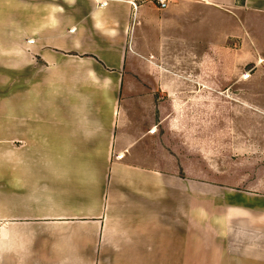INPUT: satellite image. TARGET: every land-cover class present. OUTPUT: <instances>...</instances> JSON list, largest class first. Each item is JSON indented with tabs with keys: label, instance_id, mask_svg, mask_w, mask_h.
Returning a JSON list of instances; mask_svg holds the SVG:
<instances>
[{
	"label": "crops",
	"instance_id": "1",
	"mask_svg": "<svg viewBox=\"0 0 264 264\" xmlns=\"http://www.w3.org/2000/svg\"><path fill=\"white\" fill-rule=\"evenodd\" d=\"M132 2L0 0L1 264H264V167L167 135L205 98L264 116V0Z\"/></svg>",
	"mask_w": 264,
	"mask_h": 264
},
{
	"label": "rangeland",
	"instance_id": "2",
	"mask_svg": "<svg viewBox=\"0 0 264 264\" xmlns=\"http://www.w3.org/2000/svg\"><path fill=\"white\" fill-rule=\"evenodd\" d=\"M249 63L250 62H246L245 64L243 62H205L204 76L220 73V75H226L225 77L231 79L234 78V76L251 74L250 70L252 69V73H254L256 63H253L251 67L247 66ZM238 86V84H234L232 88H230V91L235 90L238 92L240 90ZM225 90V95H221L224 96V98H221L225 101H230L238 105L237 98L229 95V89ZM177 99L182 102L185 100L184 96L180 95ZM128 101L125 99L123 101V105L125 106ZM162 101L165 102L164 104L166 107L171 103L169 98ZM203 101V114L200 113L198 115L193 112L192 114H189L187 121L185 115L182 120H179L178 111L173 114L171 121L175 123L180 121L183 123V126L188 123L187 130L186 127H184L181 131L171 130L167 133L168 137L171 136L170 138H184L182 140H187L188 145H185L187 147L185 148L186 153L181 159L182 163L186 164L187 170L193 172V174H196V172H198L199 175L200 173H203L202 176L205 177L207 175L206 170L208 169L211 171V163L208 162V160L217 154L219 146L220 148L218 151H220V158H228L230 161L226 163V166H230V169L234 172L245 168L252 169L254 171L260 167H264V116L260 113L246 111L242 108H236L235 111L227 108L224 109L222 108V105L218 108L219 110L216 109L213 111L211 104L212 100L210 98H205ZM190 102L193 103V105L196 103L194 99L189 100V104ZM176 103L178 104L177 101ZM171 106L172 110H174L175 104ZM196 123L200 125L197 128ZM212 123L216 124L215 128H213ZM227 124H229V126L235 124V128H230ZM201 125L203 126L201 127ZM180 133L183 135L182 138L179 136ZM158 134L166 133L158 132ZM199 142L200 144L202 143L203 153L197 149L199 148ZM226 146H228V148ZM224 152H227L228 156L223 155ZM196 159L203 161V169H199V164L201 163H198V168L195 167L197 164ZM242 160H245L246 162H242ZM223 164L224 163L220 162L219 166H222ZM214 174L216 173L214 172ZM241 175V177L238 176L235 179L232 178V180L224 181H231L234 185L241 186L253 177V175L249 172Z\"/></svg>",
	"mask_w": 264,
	"mask_h": 264
},
{
	"label": "built area",
	"instance_id": "3",
	"mask_svg": "<svg viewBox=\"0 0 264 264\" xmlns=\"http://www.w3.org/2000/svg\"><path fill=\"white\" fill-rule=\"evenodd\" d=\"M145 2H152L155 3L160 9H166L167 8V4H168V0H135V2H132L134 8L136 9L138 7V3H145ZM106 5V2H102L100 4L101 7H104ZM250 77V74H246L244 76L245 79H248ZM123 155L120 154L118 155V159H122ZM1 264V261H0Z\"/></svg>",
	"mask_w": 264,
	"mask_h": 264
}]
</instances>
